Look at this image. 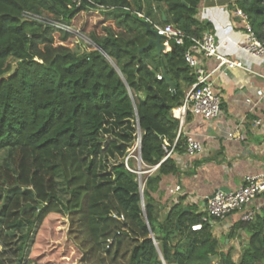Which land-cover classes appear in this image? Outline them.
<instances>
[{"label":"trees","instance_id":"obj_1","mask_svg":"<svg viewBox=\"0 0 264 264\" xmlns=\"http://www.w3.org/2000/svg\"><path fill=\"white\" fill-rule=\"evenodd\" d=\"M199 4L0 0V153L9 151L11 166H0V195L6 186L30 191L14 192L5 204L0 198V264H212L217 256L235 264L230 251H220L225 239L214 238L209 220L178 204L161 220L155 199L163 178L179 174L174 155L164 159L165 149L177 131L171 112L195 82L184 60L189 38L210 29L197 19ZM237 6L264 41V0H237ZM138 13L180 28L188 39L160 56L154 46L140 52L153 36ZM107 121L128 124L129 134L117 132L126 142L130 131L140 133L142 163L158 165L145 175L142 196L137 175L123 162L99 178L95 157L85 155L97 154L101 134L115 132ZM184 152L180 139L175 154ZM59 181L65 202L57 195ZM20 223L26 231L15 243L6 232ZM195 225L200 231H192ZM238 229L249 240L237 264H264V210L238 222L226 239Z\"/></svg>","mask_w":264,"mask_h":264},{"label":"crops","instance_id":"obj_2","mask_svg":"<svg viewBox=\"0 0 264 264\" xmlns=\"http://www.w3.org/2000/svg\"><path fill=\"white\" fill-rule=\"evenodd\" d=\"M218 6L227 9V13L218 14L216 22H209L211 32L216 38H228L224 49L243 62L246 69L234 68L215 70L214 59L200 58L207 72H214L210 78L221 100V113L211 121L188 115L183 132L192 135L204 147L199 157H190L185 152L176 153L173 159L179 174L163 178L160 189L155 195L159 206V217L164 220L170 209L177 205L183 212L192 210L205 218L206 198L216 191H230L239 188L249 174L264 173V99L255 96L257 90H264V63L244 55L239 46L245 36L240 20L231 14L237 6V0H200L197 19L203 8ZM157 15V13H156ZM161 16H163L161 14ZM167 50V49H166ZM250 98L252 103L245 104ZM260 121L259 125L254 122ZM233 133L241 139L228 138ZM179 187L178 192L170 193ZM251 209L257 214L264 210V195L259 196ZM186 210V211H185ZM242 212L233 213L223 220L209 219L212 235L224 240L220 251H230L231 261L237 264L241 248L248 244L249 235L236 230L233 239H226L232 227L240 222ZM212 264H229L220 256L212 258Z\"/></svg>","mask_w":264,"mask_h":264},{"label":"built area","instance_id":"obj_3","mask_svg":"<svg viewBox=\"0 0 264 264\" xmlns=\"http://www.w3.org/2000/svg\"><path fill=\"white\" fill-rule=\"evenodd\" d=\"M215 2H217V0H215ZM220 12L227 13V9L218 6L203 8L199 14L200 22H216ZM231 14L240 20L244 31L245 41L238 47L239 50L244 55L250 56L264 63V41L259 39L254 33L247 15L239 8L233 9ZM137 16L144 18V16L139 13ZM144 21L147 22L151 29L161 37V42L165 45L166 49L171 43L176 46H183L185 39H188L186 34L180 28H176L171 24L160 25L152 22L148 18H144ZM55 26L62 30H71L68 27ZM189 41L190 46L184 53V60L192 74L195 76V82L186 92L182 104L171 112L172 117L177 121V131L172 146L165 149L166 156L164 159L175 155V147L180 139L184 140L185 153L188 156H201L204 152L203 145L192 135L183 132L187 116L194 115L201 117L204 120L211 121L218 118L221 113L220 97L216 93L213 83L210 81L214 72H207L201 64L200 58L214 59L217 63L215 70L222 69L223 71H226L234 68L246 69L243 62L236 58L232 59L231 54L224 49L225 43H231L230 39L226 37L222 40L216 38L211 32L206 31L199 38H189ZM157 79L161 80V76H157ZM255 96L259 100L264 99V90H257ZM251 103L252 100L250 98L245 100V104L250 105ZM254 124L259 125L260 121L257 120ZM227 137L235 139L242 138L241 136L236 137L233 133H228ZM140 141V133H138L135 143V147L138 150L137 157L128 154L123 162L128 171L135 173L136 175L139 173L138 177H140L141 174H150L158 167V165L153 167L145 166L146 172H136L131 169L129 165H131L130 161L132 159H135L139 166L142 164V160L139 156ZM139 186H141L143 190L144 181L140 180ZM178 191L179 187H176L175 190H170V193ZM261 195H264V173L246 175L243 179V184L239 188L227 192L216 191L206 198V216L203 218V221H208L209 219L223 220L233 213L242 212L240 220L246 223L251 222L254 220L257 212L251 209L250 206ZM191 229L192 231H200L201 225L192 226Z\"/></svg>","mask_w":264,"mask_h":264},{"label":"rangeland","instance_id":"obj_4","mask_svg":"<svg viewBox=\"0 0 264 264\" xmlns=\"http://www.w3.org/2000/svg\"><path fill=\"white\" fill-rule=\"evenodd\" d=\"M154 15H156V13H154ZM160 24V23H157ZM161 25V24H160ZM82 41L87 43V40L85 38H83L82 36H80ZM129 126L131 128H137L136 124L134 123L133 120H131V122H129ZM129 127V128H130ZM106 128H114L115 132H108V133H104L100 135V139H99V147L97 150V154L96 155H88L87 153H85L87 159L88 158H94L95 157V173H97V175L99 176V178H102L103 175H108L112 169L113 165L119 164L124 162V159L126 158V156L131 155L134 157H137L138 155V150L136 149V140H137V134H134V132L130 131V139H131V143L126 142L124 140H122V138L120 136L117 135V132L119 130H121V134L123 135H127L129 134L128 131V124H117V123H113V121H107L106 122ZM123 129V130H122ZM128 130V131H127ZM131 132L132 134L136 135V138H133V136H131ZM129 136V135H128ZM125 146L126 148L124 149V151L122 152V154L119 153L118 148ZM9 151H2L0 153V166L1 167H6L11 169L10 166V162H9ZM131 165H129L131 167L132 170L136 171V172H146V167L145 165L142 163L140 164V166L137 164V162L135 161V159H132L131 161ZM138 177V175H137ZM145 179V175L141 174L140 177H138V182H140V180H144ZM14 192H27L30 194V191L28 189H24V188H20V187H14L11 188L9 186H6L2 192V194L0 195V198L2 200V204H5L7 199L14 193ZM58 198L61 202H65L66 199L68 198V195L66 194L61 182L59 181V185H58ZM1 211L2 208L0 209V222L2 219V215H1ZM0 229H1V225H0ZM66 224L64 222L60 223V227L57 231L58 235L60 236V239L57 242H64V236L66 234ZM26 228L24 223H20V225L8 232H6V235L12 237L14 239L13 242L17 243L19 242L20 237L25 233ZM49 263L52 264H71V263H67V262H63L62 260L57 262V261H53V259H49L48 260ZM77 263V261H76ZM74 263V264H76ZM40 264H47L46 261H40Z\"/></svg>","mask_w":264,"mask_h":264},{"label":"water","instance_id":"obj_5","mask_svg":"<svg viewBox=\"0 0 264 264\" xmlns=\"http://www.w3.org/2000/svg\"><path fill=\"white\" fill-rule=\"evenodd\" d=\"M163 19L165 20L164 16H163ZM144 26H145L147 32H149L153 36V39L150 40L148 45L145 48H143L142 50H140V52L145 50V49H147V48H149L150 46H154L155 49H156L157 55L160 56L162 53H164L166 51L165 45H163L162 42H161V37L159 35H157L156 32L151 29L150 25L147 22H145V21H144ZM13 72H14V68L12 69L10 74H12ZM163 77L166 79V81H169V78L166 77V75L164 73H163ZM170 87H171V89L173 88L172 84H170ZM176 124H177V122H176ZM139 156H140V150H139ZM140 159H141V156H140ZM137 174L139 175V173H137ZM142 192H143V190H142V187L140 186V194H141V196H142ZM225 192H227V191H225Z\"/></svg>","mask_w":264,"mask_h":264}]
</instances>
